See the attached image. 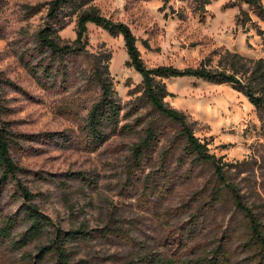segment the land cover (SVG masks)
Wrapping results in <instances>:
<instances>
[{"label": "rangeland", "instance_id": "374dc122", "mask_svg": "<svg viewBox=\"0 0 264 264\" xmlns=\"http://www.w3.org/2000/svg\"><path fill=\"white\" fill-rule=\"evenodd\" d=\"M50 0H0V102L3 120L19 139L12 156L25 170L21 182L41 211L63 230L84 228L94 239L75 243L74 264H141L146 254L176 264H264V248L238 201L250 208L264 236V124L254 106L229 85L196 78L166 80V103L183 113L197 138L226 164V187L209 163L184 151L182 129L156 112L140 92L141 76L127 66L122 37L88 25V55L68 60L69 73L42 87L28 69L41 57L38 32L46 11L31 8ZM264 4V1H263ZM101 14L127 24L138 39L148 68L181 70L211 63L227 52L264 59V34L238 24L244 11L264 32L246 5L217 0L207 12L196 0H97ZM76 39L75 19L60 32ZM111 56L110 72L121 103L119 131L102 148L86 146L82 127L100 90L88 80L93 55ZM150 128L153 151L143 159L134 149ZM49 135H54L51 140ZM1 176V175H0ZM16 182L1 186L0 228L23 201ZM25 231L18 226L15 237ZM47 240L15 251L0 239V264H55L39 260Z\"/></svg>", "mask_w": 264, "mask_h": 264}, {"label": "trees", "instance_id": "16d2710c", "mask_svg": "<svg viewBox=\"0 0 264 264\" xmlns=\"http://www.w3.org/2000/svg\"><path fill=\"white\" fill-rule=\"evenodd\" d=\"M97 0H50L45 4L31 8L33 15L46 11L45 26L38 32L36 51L41 59L36 65H29L38 84L50 86L54 80L69 73L68 60L73 57L88 55L87 33L88 25L107 32L111 37H122L129 57L127 66L133 68L142 78L140 92L149 105L164 117L177 124L186 140L184 151L193 157L197 163H209L215 168L220 182L240 198L231 187L226 177V164L222 158L210 152L207 143L196 137L193 124L188 116L166 103L171 96L165 83L166 80L177 78H196L216 85H229L235 91L244 95L255 107L264 124V59H248L240 54L227 51L219 60L218 68L211 63H203L197 68L178 69L173 66L148 68L138 47V39L131 28L123 22H115L103 16L94 2ZM167 2L168 0H163ZM217 0H196L197 8L207 12V6ZM234 4L246 5L253 15L264 23V0H232ZM76 21V39L63 43L60 37L68 24ZM254 24L257 32H264L253 23L249 12L244 11L238 24ZM93 67L88 80L100 90L98 101L93 105L87 120L82 127L86 146L93 152L102 148L119 131L121 119V103L114 87V79L110 72L111 56L108 54L93 55ZM4 108L0 102V189L1 186L16 182V194L23 201L15 215L3 219L0 228V239L9 243L15 251H21L38 240H47V245L40 247L38 259L44 260L47 255L55 257V264H74L72 262V245L94 239L92 232L84 228L78 230H63L56 226L52 219L39 208L36 195L33 194L20 180L25 172L12 156L14 146L19 139L25 137L16 135L9 123L3 120ZM55 140L54 135H49ZM153 128L147 132V137L134 149L135 157L140 160L153 151L156 142ZM237 207L250 220L252 230L264 248V236L260 233L256 215L238 201ZM1 216V213H0ZM24 225L25 231L15 237L18 226ZM137 262L141 264H176L173 259L159 258L156 253H148Z\"/></svg>", "mask_w": 264, "mask_h": 264}]
</instances>
